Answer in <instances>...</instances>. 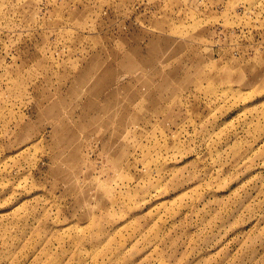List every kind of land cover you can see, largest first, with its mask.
<instances>
[{"label":"rangeland","instance_id":"obj_1","mask_svg":"<svg viewBox=\"0 0 264 264\" xmlns=\"http://www.w3.org/2000/svg\"><path fill=\"white\" fill-rule=\"evenodd\" d=\"M0 264H264V0H0Z\"/></svg>","mask_w":264,"mask_h":264}]
</instances>
